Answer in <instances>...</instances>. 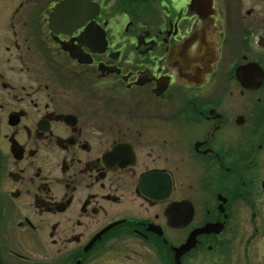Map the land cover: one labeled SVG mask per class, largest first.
I'll use <instances>...</instances> for the list:
<instances>
[{"label": "flooded vegetation", "instance_id": "flooded-vegetation-1", "mask_svg": "<svg viewBox=\"0 0 264 264\" xmlns=\"http://www.w3.org/2000/svg\"><path fill=\"white\" fill-rule=\"evenodd\" d=\"M188 239L264 264V0H0V264Z\"/></svg>", "mask_w": 264, "mask_h": 264}, {"label": "water", "instance_id": "water-1", "mask_svg": "<svg viewBox=\"0 0 264 264\" xmlns=\"http://www.w3.org/2000/svg\"><path fill=\"white\" fill-rule=\"evenodd\" d=\"M206 228H201V229H198L196 230L195 234L196 233H200V232H203L205 231ZM193 242L191 239H188L183 245H181L179 248H176L175 249V254H174V259L176 261V264H179V257L184 253L186 252L188 249H190L192 246H193Z\"/></svg>", "mask_w": 264, "mask_h": 264}]
</instances>
